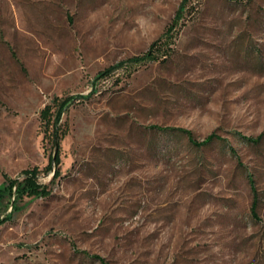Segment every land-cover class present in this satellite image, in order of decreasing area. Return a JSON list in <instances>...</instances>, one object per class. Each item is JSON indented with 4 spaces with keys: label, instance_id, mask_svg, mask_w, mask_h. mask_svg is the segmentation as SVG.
Segmentation results:
<instances>
[{
    "label": "rangeland",
    "instance_id": "obj_1",
    "mask_svg": "<svg viewBox=\"0 0 264 264\" xmlns=\"http://www.w3.org/2000/svg\"><path fill=\"white\" fill-rule=\"evenodd\" d=\"M263 128L264 0H0V264H264Z\"/></svg>",
    "mask_w": 264,
    "mask_h": 264
},
{
    "label": "trees",
    "instance_id": "obj_2",
    "mask_svg": "<svg viewBox=\"0 0 264 264\" xmlns=\"http://www.w3.org/2000/svg\"><path fill=\"white\" fill-rule=\"evenodd\" d=\"M154 59L155 55L153 54L152 50L149 48L147 49L144 53L141 55H135L131 57L132 60L134 61H139L142 59ZM109 68V67H108ZM60 110V109H59ZM59 110L57 111L56 117L59 115ZM44 111V109L42 110ZM152 127H156L158 129H168L166 127H160L159 125H151ZM174 129H177L183 133H185L188 137V140L195 144V145H203L211 142L214 139H219L222 138L219 134L215 132H210L206 136H204L202 139H197L196 137L193 136L192 132L190 129L185 128V127H172ZM264 134V128L262 131L257 134L256 136H245L244 138L246 140L252 141V142H257L260 140L261 136ZM57 137V135H56ZM55 154L53 155V159L55 163L58 161V155H57V142L55 143ZM48 168H51V164L48 163ZM24 172L26 173L25 176L21 179H15V178H4L0 182V223L3 222L5 219L9 218L11 216V212L13 210H16L19 208L18 206V201L20 200L21 196L23 194L27 195H32V196H43L47 195L49 193V189L46 187V185H41L35 178L37 169L34 167L32 169H25ZM59 173L58 167L54 169V178L57 176ZM250 182L252 180L251 176L248 177ZM252 183V182H251ZM11 194L14 195V198L11 200L12 208L9 211V213L2 215L1 210L2 206L4 204V200L8 198ZM255 204H256V197L254 195L252 203H251V210L254 212L255 210ZM92 257L94 259H97L100 261L101 264H108L105 260L104 257L99 255V254H93Z\"/></svg>",
    "mask_w": 264,
    "mask_h": 264
}]
</instances>
